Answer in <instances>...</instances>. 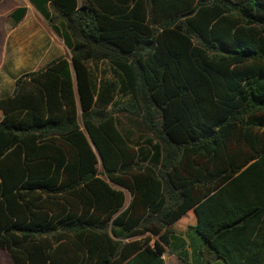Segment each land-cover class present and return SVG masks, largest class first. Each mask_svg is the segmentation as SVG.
I'll return each mask as SVG.
<instances>
[{
	"label": "trees",
	"instance_id": "16d2710c",
	"mask_svg": "<svg viewBox=\"0 0 264 264\" xmlns=\"http://www.w3.org/2000/svg\"><path fill=\"white\" fill-rule=\"evenodd\" d=\"M29 2L68 56L0 96L11 263L166 264L191 209L212 258L264 264V0Z\"/></svg>",
	"mask_w": 264,
	"mask_h": 264
},
{
	"label": "crops",
	"instance_id": "0c3cea01",
	"mask_svg": "<svg viewBox=\"0 0 264 264\" xmlns=\"http://www.w3.org/2000/svg\"><path fill=\"white\" fill-rule=\"evenodd\" d=\"M18 5H24L26 11L19 23L11 27L7 14ZM0 17L1 96L12 91L13 81L20 73L38 69L59 55L68 56V51L29 0H0ZM7 73L16 75L5 86L3 81ZM195 222L196 215L191 209L173 222L180 226L174 231L170 228L162 254L166 264H222L220 259L212 258L202 238L191 229Z\"/></svg>",
	"mask_w": 264,
	"mask_h": 264
},
{
	"label": "rangeland",
	"instance_id": "374dc122",
	"mask_svg": "<svg viewBox=\"0 0 264 264\" xmlns=\"http://www.w3.org/2000/svg\"><path fill=\"white\" fill-rule=\"evenodd\" d=\"M1 20L2 18L0 17V23L2 24ZM15 75H16L15 73H7L6 77H4L5 78L3 81L4 85L6 86V84H8V82L11 81V78L14 77ZM116 124L119 130H121L124 134H126L131 140H134L137 137V134L140 130L139 128H136L134 126L133 120L130 119L128 116H123V115L118 116ZM101 146L105 148V145L102 143V141H101ZM103 150L104 149H102V151ZM97 168L98 169L101 168L100 159L98 160ZM128 197H129L128 193L125 192V199L128 200ZM179 226H180L179 223H172L170 224L169 227L174 231ZM26 253H27L26 256L30 257V259L32 258L35 259L36 251L33 250L31 247L27 248ZM0 264H12L8 255L5 252H3L1 249H0Z\"/></svg>",
	"mask_w": 264,
	"mask_h": 264
}]
</instances>
